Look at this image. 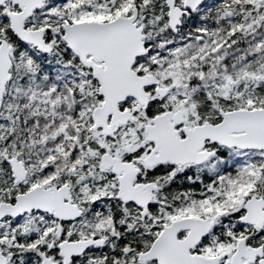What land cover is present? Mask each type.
<instances>
[{"label":"snow or ice","instance_id":"snow-or-ice-1","mask_svg":"<svg viewBox=\"0 0 264 264\" xmlns=\"http://www.w3.org/2000/svg\"><path fill=\"white\" fill-rule=\"evenodd\" d=\"M0 264H264V0H0Z\"/></svg>","mask_w":264,"mask_h":264}]
</instances>
